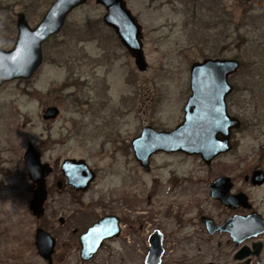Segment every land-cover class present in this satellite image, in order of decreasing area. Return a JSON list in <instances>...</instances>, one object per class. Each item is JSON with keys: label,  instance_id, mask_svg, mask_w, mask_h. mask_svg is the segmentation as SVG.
<instances>
[{"label": "rangeland", "instance_id": "rangeland-1", "mask_svg": "<svg viewBox=\"0 0 264 264\" xmlns=\"http://www.w3.org/2000/svg\"><path fill=\"white\" fill-rule=\"evenodd\" d=\"M54 1L0 0V49L14 47L19 13L35 27ZM126 2L143 28L146 72L137 69L104 23L106 9L90 0L44 43L42 65L30 79L0 89V264H47L35 246L38 228L53 236L63 232V238L75 228L80 234L107 206L124 217L126 233L132 226L139 232V250L130 256L104 252L96 264H145L147 241L156 230L164 236L161 264H202L200 240L177 232L170 187H205L206 206L212 209L209 187L221 162L224 172L234 169L239 182L248 168H264L259 158L264 153V0ZM219 47L241 63L233 80V111L243 122L257 120L259 128H247L239 136L235 156L210 166L198 156L156 155L146 172L134 157L132 139L147 125L171 129L182 121L190 67L220 54ZM52 106L60 114L46 121L44 111ZM28 142L45 152L55 176L67 158L84 159L98 173L91 189L75 196L76 218L62 230L60 202H74L67 191L56 193L53 187L43 223L29 209L33 188L24 162ZM263 195L264 189L255 191L256 199ZM61 215L69 220L68 212ZM193 231L188 232L195 238Z\"/></svg>", "mask_w": 264, "mask_h": 264}, {"label": "water", "instance_id": "water-1", "mask_svg": "<svg viewBox=\"0 0 264 264\" xmlns=\"http://www.w3.org/2000/svg\"><path fill=\"white\" fill-rule=\"evenodd\" d=\"M88 1L90 0H55L35 27H31L24 13H19L18 35L14 47L10 50L0 49V88L11 81L30 79L42 65L44 43L57 35L68 16ZM95 2L106 9L104 23L115 31L134 58L138 69L146 71L148 63L143 48L142 26L128 8L126 0ZM239 67L237 60H206L193 64L190 86L192 96L187 103L183 123L169 132L145 127L140 136L132 141L135 157L146 171L150 170L151 157L158 152H182L189 156H200L206 165H211L218 155L231 149L230 133L233 128L240 127V121L228 115L226 97L233 91L229 76ZM59 114V108L52 106L44 111L43 119L55 120ZM25 162L34 186L30 210L39 219L45 213L44 205L48 196L45 177L52 168L41 163L40 154L32 143L25 154ZM63 169L70 178L75 180L74 177H77L75 188L78 191L86 192L95 179V174L85 160H66ZM254 179L264 181L260 172L255 173ZM218 184L217 180L211 182L213 198L218 197ZM224 186L225 179L222 180V187ZM223 201L231 204L226 199ZM240 227L242 225L232 231L240 232ZM115 232L118 233L117 224L111 219L103 218L98 221L81 236L82 259L90 260L104 240L112 237ZM150 245L147 264H160L164 254L161 234L156 232L151 237ZM36 246L41 256L52 263L56 241L49 232L37 230Z\"/></svg>", "mask_w": 264, "mask_h": 264}, {"label": "flooded vegetation", "instance_id": "flooded-vegetation-1", "mask_svg": "<svg viewBox=\"0 0 264 264\" xmlns=\"http://www.w3.org/2000/svg\"><path fill=\"white\" fill-rule=\"evenodd\" d=\"M110 29L113 30L112 28ZM142 31H143V28H142ZM115 35L117 36L116 33ZM117 38H118L119 43L124 47V45L122 44L118 36ZM144 39L145 37L143 36V39H142L143 42H144ZM125 50L132 57V55L126 48ZM219 52L220 54H215L213 56H206L201 61L193 62V64L196 62L202 63L206 60H237L239 64L241 65L237 57L227 56L225 54H222L221 47H219ZM193 64L191 65L190 71H189V90H188V94L186 98V103L183 109L182 121L171 129H157L152 125H147L145 127H148V126L153 127L155 130L159 132H162V131L169 132V131H173L180 124L183 123L185 119V115H186L185 109H186V106H187V103L190 97L192 96V91H191L190 86H191V78H192L191 69H192ZM148 68H149V64L147 66V70ZM238 71L239 69L235 73L229 76V83L233 87V91L229 93L228 96L226 97V108H227V112L230 118H235L240 121V127L233 128L231 130V133H230L231 149L225 153L218 155L214 159V161L215 160L221 161V159L231 156V155L235 156L239 151V144L241 143L239 136L247 128H254V129L259 128V125L257 124V120L255 122H251V121L243 122L242 119L239 117V115H237V113L233 111L234 109L233 96L235 95V91H236V87L233 83V80L236 74L238 73ZM140 72H143V71H140ZM3 86L1 88H3ZM145 127L142 128L140 134L142 133ZM263 132L262 134L264 135ZM140 134L138 136H140ZM132 141L130 145L131 149H132ZM30 143L32 142H28V147ZM34 147L37 149L38 153L40 154L41 163L48 164L50 168H52V171L49 174H47L45 177L46 187H47V192H48L47 200L44 205L45 213L41 218L39 219L36 218V219H38L39 223H43L44 217L46 215V204L49 201V197L53 191V187L55 188L56 193H63L67 191L69 194H71V199L74 200V202L72 203L70 201L69 202L66 201V204L64 206L62 202L59 201L60 206L58 207V212L60 213V215H59V218L58 217L57 218L59 219L58 222L62 230V228L68 224V221L72 223L74 219L76 218L77 213H74L72 210L73 207L75 206L74 204H76L78 201L77 199L78 197L75 198V196L81 193L85 194L86 192H88L91 189L92 185L98 179V173L86 162L90 166L93 173L95 174V179L92 181V183H90L89 185L90 188L86 192L78 191L75 188L76 187L75 184L78 181L77 177L76 176L74 177L75 180L72 177L70 178L69 175H67V173L63 169V165L66 160H73L76 158H67L63 160L59 169H57V171L59 172L55 176L56 170L54 169V167H52L51 163L45 160V152L41 151L35 145ZM27 149H26V152H27ZM262 149L260 148L259 150H262ZM25 154H24V162H25ZM133 154L135 157L134 151H133ZM156 155H169V156L170 155H182L184 157H189V155L182 153V152H177V153L158 152L157 154H154L150 159V170H151L152 158ZM259 156H260L259 158L264 161V153H261ZM76 160H84V159H76ZM239 160L241 163L242 162L241 159ZM220 164L221 165L218 166L219 174L215 178V180L219 182L218 187H216L217 194H218L217 198L212 197L211 195L212 189L211 187H209V197L211 199V202L213 203V207H211L212 209L206 206V196H203V193H202L205 187H170V192H171L173 201L171 202V206L169 207L171 208L172 213L174 211L175 215L173 217V214H171V212L170 214L173 217V219H175L176 224L178 225L177 232L182 231L186 233L185 239L200 240L201 243L199 245L203 248V250H205V253L203 251V263L202 264H206V263L207 264H221V262L223 264L224 260H225V263L227 264H264V208H263L264 195L260 199H256L255 197V191L264 189V181L259 182L261 180L254 179L255 173L260 172L262 179L264 180V168L263 166H256L253 168H248L247 171H245L246 169H244L245 173L242 178L243 181L239 182V180L236 179V176L234 175V172H235L234 169L232 170L230 169V172L226 173L223 171L222 167L224 166L222 162ZM263 165H264V162H263ZM25 167L27 169V172L29 173V170L26 166V162H25ZM1 171H2V167L0 165V176H1ZM149 171H146V172H149ZM29 179L31 180L30 174H29ZM223 179H225L224 187H222ZM31 187L33 188L32 193L34 194V186H33L32 180H31ZM190 194H191L192 199H190ZM224 199H226L231 204H226L223 201ZM31 200L29 201V209H30ZM107 207H108L107 212L101 216H98V217L96 216L95 221L80 234L78 233V230L75 228L72 230V232L68 233L66 238H63L61 236L63 235V232L62 233L60 232V236L59 235L53 236L51 232L48 231L47 229L42 228V227L38 228V229H44L45 231L49 232L50 235L56 241L55 250L52 255V263H50L48 260L43 258L40 252L38 251V248L36 246V235H35V246L37 248L39 255L42 257V259L47 264H73L74 260H79V262L82 264H96V258L98 257V255L104 252L107 254H112V255H117V254L119 255L122 252H124L129 256L133 255L132 253H136V250H139L137 249V246H138L137 241H138L139 232H136V229L132 226L130 228L132 232L126 233V225H125L124 217L116 213H113L112 210L110 209L111 206H107ZM67 212L69 213V215H67L69 216V220H67L65 216L61 215V213L64 214ZM103 218L111 219L115 224H117L118 233L115 232L113 233L112 237L105 239L101 247L97 250L96 254H94V256L90 260L88 261L84 260L82 259L83 245L81 242V236L87 233V231L91 227H93L95 224H97L98 221H100ZM238 225L239 226L242 225V227H240L242 231L234 233L233 231L236 228L237 229L239 228ZM190 228L194 229L193 234L195 235V238L189 235L190 232L188 231ZM156 232H158L162 236V245H163L164 254H165L164 236L158 230L154 231L148 238L147 244L149 247V252H150V247H151L150 245L151 237ZM36 234H37V231H36ZM132 236L134 237L132 238ZM164 254L162 256L161 263H162ZM208 254L210 255V257L208 256ZM201 262H202V259L200 263ZM145 264H147V258H146Z\"/></svg>", "mask_w": 264, "mask_h": 264}]
</instances>
